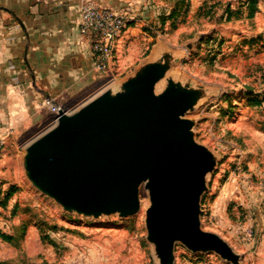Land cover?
Masks as SVG:
<instances>
[{"label":"rangeland","instance_id":"rangeland-1","mask_svg":"<svg viewBox=\"0 0 264 264\" xmlns=\"http://www.w3.org/2000/svg\"><path fill=\"white\" fill-rule=\"evenodd\" d=\"M151 2L152 41L140 59L161 46L174 57L169 77L207 91L186 115L218 161L201 203L202 228L222 237L241 264H264V105L247 102L264 96V0L253 10L248 0ZM45 129L22 135L19 152L0 149V201L17 188L0 207V264H157L146 240L144 188L136 215L94 219L64 212L29 183L22 148ZM174 255V264H230L180 244Z\"/></svg>","mask_w":264,"mask_h":264},{"label":"water","instance_id":"water-1","mask_svg":"<svg viewBox=\"0 0 264 264\" xmlns=\"http://www.w3.org/2000/svg\"><path fill=\"white\" fill-rule=\"evenodd\" d=\"M173 64L158 46L123 80L71 111L61 109L22 148L23 173L64 212L94 219L136 215L144 188L146 240L157 264H174L177 244L241 264L222 237L202 228L201 203L218 161L196 141L186 115L207 91L169 77Z\"/></svg>","mask_w":264,"mask_h":264},{"label":"crops","instance_id":"crops-1","mask_svg":"<svg viewBox=\"0 0 264 264\" xmlns=\"http://www.w3.org/2000/svg\"><path fill=\"white\" fill-rule=\"evenodd\" d=\"M88 2L125 12L130 18L117 41L113 62L104 72L94 68L91 40L79 27L81 8ZM151 3V0H0L3 155L20 151L22 135L48 128L55 122L56 116L45 105L47 99L62 109L65 105L75 109L109 83L126 78L150 57L140 59L152 41L146 26Z\"/></svg>","mask_w":264,"mask_h":264},{"label":"built area","instance_id":"built-area-1","mask_svg":"<svg viewBox=\"0 0 264 264\" xmlns=\"http://www.w3.org/2000/svg\"><path fill=\"white\" fill-rule=\"evenodd\" d=\"M130 18L125 12L99 6L91 2L81 8V33L91 40L93 66L99 72H104L113 62L117 41L128 27ZM45 105L57 116L62 109L47 99ZM0 142V149H1Z\"/></svg>","mask_w":264,"mask_h":264},{"label":"trees","instance_id":"trees-1","mask_svg":"<svg viewBox=\"0 0 264 264\" xmlns=\"http://www.w3.org/2000/svg\"><path fill=\"white\" fill-rule=\"evenodd\" d=\"M249 6L253 10L255 5H256V0H248ZM248 105L251 107H259L261 105H264V96L260 97H250L247 100ZM17 188L16 187H11L7 193L4 195L3 200L0 201V207H5L6 203L9 201V199L16 193ZM4 239H9V236L6 235H1Z\"/></svg>","mask_w":264,"mask_h":264}]
</instances>
